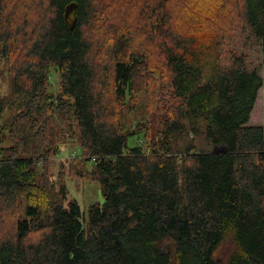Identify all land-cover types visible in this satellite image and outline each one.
<instances>
[{"label":"trees","instance_id":"trees-1","mask_svg":"<svg viewBox=\"0 0 264 264\" xmlns=\"http://www.w3.org/2000/svg\"><path fill=\"white\" fill-rule=\"evenodd\" d=\"M254 53L264 0H0V264H264ZM66 143L87 210L49 174Z\"/></svg>","mask_w":264,"mask_h":264},{"label":"rangeland","instance_id":"rangeland-1","mask_svg":"<svg viewBox=\"0 0 264 264\" xmlns=\"http://www.w3.org/2000/svg\"><path fill=\"white\" fill-rule=\"evenodd\" d=\"M2 59V58H1ZM0 59V96L9 93L10 85V63L5 59ZM253 66L258 68L260 74L264 77V63L262 62L260 55L253 54ZM52 87L54 91L59 90V79L56 70L51 73ZM142 93L140 94V97ZM264 122V84L258 92V98L254 106V110L251 113L250 124H262ZM81 155L80 147L77 143H66L62 146L59 154L53 156L49 161V174L51 179L56 181L60 174H63V178L67 182L69 190V196L77 199L82 209H86L90 204L103 201V193L101 189V183L98 179L83 180L77 174L71 170L74 166L73 159L66 160L72 155ZM77 159H75L76 161ZM88 168H91L90 162H88ZM75 168V167H74ZM165 247H172L170 239L163 240L162 243ZM236 244L232 238H227L222 241L217 247L214 257L220 262H226L231 254L234 252Z\"/></svg>","mask_w":264,"mask_h":264},{"label":"water","instance_id":"water-1","mask_svg":"<svg viewBox=\"0 0 264 264\" xmlns=\"http://www.w3.org/2000/svg\"><path fill=\"white\" fill-rule=\"evenodd\" d=\"M78 3L77 2H70L66 5L65 11H64V18L66 22L69 24L70 29H74L77 22H78ZM223 146H218L215 148V151L221 152L223 151Z\"/></svg>","mask_w":264,"mask_h":264},{"label":"built area","instance_id":"built-area-1","mask_svg":"<svg viewBox=\"0 0 264 264\" xmlns=\"http://www.w3.org/2000/svg\"><path fill=\"white\" fill-rule=\"evenodd\" d=\"M74 155V154H73ZM75 156V155H74Z\"/></svg>","mask_w":264,"mask_h":264}]
</instances>
